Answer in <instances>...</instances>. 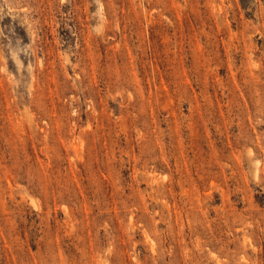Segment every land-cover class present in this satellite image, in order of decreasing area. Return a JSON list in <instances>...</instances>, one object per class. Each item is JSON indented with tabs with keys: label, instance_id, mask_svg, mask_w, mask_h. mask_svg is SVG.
Returning a JSON list of instances; mask_svg holds the SVG:
<instances>
[{
	"label": "rangeland",
	"instance_id": "374dc122",
	"mask_svg": "<svg viewBox=\"0 0 264 264\" xmlns=\"http://www.w3.org/2000/svg\"><path fill=\"white\" fill-rule=\"evenodd\" d=\"M0 264H264V0H0Z\"/></svg>",
	"mask_w": 264,
	"mask_h": 264
}]
</instances>
